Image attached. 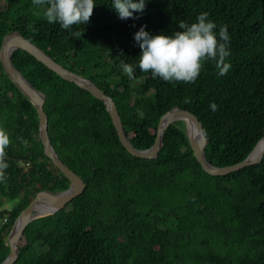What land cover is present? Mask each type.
<instances>
[{
	"label": "trees",
	"instance_id": "obj_1",
	"mask_svg": "<svg viewBox=\"0 0 264 264\" xmlns=\"http://www.w3.org/2000/svg\"><path fill=\"white\" fill-rule=\"evenodd\" d=\"M96 3L88 23L64 30L49 24L32 0H0V49L16 29L90 78L113 97L138 149L154 144L162 115L179 106L203 123L209 162L245 159L264 136V0H149L142 13L124 20L111 0ZM202 12L217 32L227 25L226 75H217V60L205 61L191 83L153 79L136 66L141 49L134 33L141 26L171 35ZM12 60L46 95L53 146L86 182L64 208L29 223L14 264H264V158L227 175L209 174L182 121L166 130L158 157H136L121 143L102 100L28 51L16 50ZM125 63L134 67L133 78ZM0 132L8 137L7 167L0 168V221L7 217L0 225L1 264L10 252L9 231L37 193L70 185L44 153L36 107L1 59Z\"/></svg>",
	"mask_w": 264,
	"mask_h": 264
},
{
	"label": "water",
	"instance_id": "obj_2",
	"mask_svg": "<svg viewBox=\"0 0 264 264\" xmlns=\"http://www.w3.org/2000/svg\"><path fill=\"white\" fill-rule=\"evenodd\" d=\"M18 49L30 52L39 61L43 62L58 75L68 81L76 83L81 88L88 90L95 97L102 100L112 118L121 143L132 155L136 157H158L164 144L166 130L177 121H182L184 130L197 160L209 174L216 176L227 175L263 161L264 136L257 142L253 150L242 161L227 166H217L212 164L208 161L205 153V147L208 144L209 139L206 135L203 123L196 114L179 106H175L162 115L158 124L154 144L147 149H138L132 143L124 128L122 117L112 96L108 95L91 79L72 71L56 61L37 44L14 29L10 33L6 34L3 39L0 50L2 65L12 81L36 107L39 116L40 138L44 145V153L69 179L70 185L66 190L61 192L54 193L50 190H41L37 193L28 206L18 215L11 230L9 231L8 244L10 246V252L1 264H14L18 260L24 233L29 223L38 218L57 213L75 197L80 195L86 187L85 180L61 159L53 146L48 128L49 117L44 108L46 95L42 91L38 90L13 63V54Z\"/></svg>",
	"mask_w": 264,
	"mask_h": 264
},
{
	"label": "clouds",
	"instance_id": "obj_3",
	"mask_svg": "<svg viewBox=\"0 0 264 264\" xmlns=\"http://www.w3.org/2000/svg\"><path fill=\"white\" fill-rule=\"evenodd\" d=\"M148 2L149 0H111V7L118 13L119 18L124 20L134 18L136 13H142ZM32 4L42 10L43 18L49 24L58 23L64 30H69L74 25L88 23L97 5L96 0H32ZM208 17L207 12H202L194 23L180 22L181 30L171 35L164 33L153 35L146 31V25L141 26L134 33V40L141 49L136 66L142 72H151L153 79L191 83L200 75L205 61L217 60L219 68L217 75H226L230 69V64L224 63L225 58L230 55L227 47L230 41L227 25L221 26L217 32V24ZM74 35L79 33L76 32ZM124 71L129 78L134 77L132 65L125 63ZM210 107L215 111L218 106L212 103ZM7 144V134L0 132V168L7 167L2 158V149ZM6 221L7 217L0 221V225Z\"/></svg>",
	"mask_w": 264,
	"mask_h": 264
},
{
	"label": "rangeland",
	"instance_id": "obj_4",
	"mask_svg": "<svg viewBox=\"0 0 264 264\" xmlns=\"http://www.w3.org/2000/svg\"><path fill=\"white\" fill-rule=\"evenodd\" d=\"M17 201H18V200H16V199H13V200H11V201H8V202L6 203V205H5V207L11 208L12 206H14V205L17 203ZM7 237H8V235H7ZM7 241H8V240H7Z\"/></svg>",
	"mask_w": 264,
	"mask_h": 264
}]
</instances>
